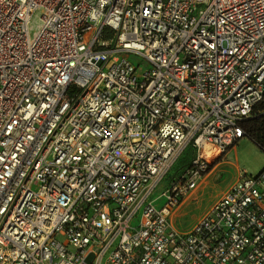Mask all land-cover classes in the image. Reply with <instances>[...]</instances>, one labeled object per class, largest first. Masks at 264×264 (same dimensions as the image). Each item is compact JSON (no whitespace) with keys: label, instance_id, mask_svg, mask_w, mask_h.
<instances>
[{"label":"built area","instance_id":"1","mask_svg":"<svg viewBox=\"0 0 264 264\" xmlns=\"http://www.w3.org/2000/svg\"><path fill=\"white\" fill-rule=\"evenodd\" d=\"M262 103L264 0H0V264H264V170L185 231L206 161L152 198L189 147L264 149Z\"/></svg>","mask_w":264,"mask_h":264},{"label":"rangeland","instance_id":"2","mask_svg":"<svg viewBox=\"0 0 264 264\" xmlns=\"http://www.w3.org/2000/svg\"><path fill=\"white\" fill-rule=\"evenodd\" d=\"M38 21L37 15L33 19V31H35ZM129 57L136 65L140 64L144 68H148L139 55L131 54ZM260 109L262 108L260 107ZM234 146H236V150H233L229 155ZM234 146L222 151L215 160L206 161L205 169L201 171L203 177L201 185L181 197V202L171 211L170 218L175 228L181 231L190 229L208 213L219 195L236 182L239 172L237 164L233 161L238 159L242 175L246 173L247 177L257 176L264 170V149L253 139L245 135ZM219 149L222 150L220 147ZM198 154L197 148L189 147L155 190L152 198L158 199L156 201L158 207L163 206L167 201L166 197L162 196L166 188L178 184L180 180L184 182V177L197 169L198 166L193 161L198 157Z\"/></svg>","mask_w":264,"mask_h":264},{"label":"trees","instance_id":"3","mask_svg":"<svg viewBox=\"0 0 264 264\" xmlns=\"http://www.w3.org/2000/svg\"><path fill=\"white\" fill-rule=\"evenodd\" d=\"M260 107L264 108V104L260 105ZM246 127L252 137L254 136L257 140L264 143V115L248 120Z\"/></svg>","mask_w":264,"mask_h":264},{"label":"bare ground","instance_id":"4","mask_svg":"<svg viewBox=\"0 0 264 264\" xmlns=\"http://www.w3.org/2000/svg\"><path fill=\"white\" fill-rule=\"evenodd\" d=\"M222 151L223 149L220 150L219 147L213 143L203 142L201 144L199 157L205 161H213L221 154Z\"/></svg>","mask_w":264,"mask_h":264},{"label":"crops","instance_id":"5","mask_svg":"<svg viewBox=\"0 0 264 264\" xmlns=\"http://www.w3.org/2000/svg\"><path fill=\"white\" fill-rule=\"evenodd\" d=\"M189 149V148H188ZM188 149H186V151L183 153V155L187 152V150ZM235 151L236 150V146H234L233 148H232V150L230 151V153H229V155H231V153H232V151ZM182 155V156H183ZM181 156V157H182ZM178 162V161H177ZM233 162H235L236 164H237V168H238V172H239V177L242 175V170H241V167H240V164H239V161H238V159L236 160V161H233ZM174 167V166H173ZM238 180V179H237Z\"/></svg>","mask_w":264,"mask_h":264}]
</instances>
